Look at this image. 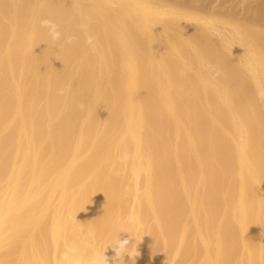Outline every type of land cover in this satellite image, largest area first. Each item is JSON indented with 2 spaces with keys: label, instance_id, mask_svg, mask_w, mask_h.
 Instances as JSON below:
<instances>
[{
  "label": "bare ground",
  "instance_id": "obj_1",
  "mask_svg": "<svg viewBox=\"0 0 264 264\" xmlns=\"http://www.w3.org/2000/svg\"><path fill=\"white\" fill-rule=\"evenodd\" d=\"M235 18L0 0V264H115L118 235L124 264H264V31Z\"/></svg>",
  "mask_w": 264,
  "mask_h": 264
},
{
  "label": "rangeland",
  "instance_id": "obj_2",
  "mask_svg": "<svg viewBox=\"0 0 264 264\" xmlns=\"http://www.w3.org/2000/svg\"><path fill=\"white\" fill-rule=\"evenodd\" d=\"M97 1V0H89ZM170 1V0H169ZM176 4L198 7L206 14H232L237 21L259 22L255 27L264 31V0H171ZM123 6L118 3L112 6L113 11H119ZM261 9L258 11V9ZM185 27L194 25L185 24Z\"/></svg>",
  "mask_w": 264,
  "mask_h": 264
},
{
  "label": "clouds",
  "instance_id": "obj_3",
  "mask_svg": "<svg viewBox=\"0 0 264 264\" xmlns=\"http://www.w3.org/2000/svg\"><path fill=\"white\" fill-rule=\"evenodd\" d=\"M39 25L40 27L47 30L48 35L53 41L61 40L62 33L60 31V26L55 20L51 18H42L39 20ZM64 39L66 43L71 44L75 41L76 37L69 36V37H65ZM88 42L91 43V37L88 38ZM78 107L81 110H83L85 106L83 104H79ZM122 232L128 233L126 231H122ZM133 238L134 237L130 235L128 239H120L118 235V237L108 246V247L111 246L115 251V256L113 257L115 264H121V262H123L124 264L123 257L125 256V254H127L129 257L132 258H135L137 256V255H133V250L137 251V247L133 249L135 243H130L131 239ZM92 264H109L108 259L105 256V251L96 254L93 258ZM133 264H135L134 259H133Z\"/></svg>",
  "mask_w": 264,
  "mask_h": 264
}]
</instances>
